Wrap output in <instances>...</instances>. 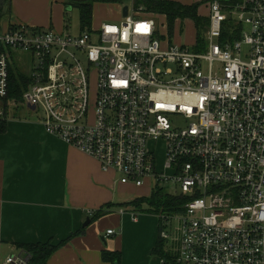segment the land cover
<instances>
[{"label": "built area", "instance_id": "1", "mask_svg": "<svg viewBox=\"0 0 264 264\" xmlns=\"http://www.w3.org/2000/svg\"><path fill=\"white\" fill-rule=\"evenodd\" d=\"M207 6L202 48L171 43L142 5L78 35L2 29L0 98L12 54H30L23 102L41 112L49 135L114 171L120 184L179 186L172 194L180 209L156 214L160 264H264V0ZM155 142L165 145V172ZM3 264L33 263L22 252Z\"/></svg>", "mask_w": 264, "mask_h": 264}, {"label": "crops", "instance_id": "2", "mask_svg": "<svg viewBox=\"0 0 264 264\" xmlns=\"http://www.w3.org/2000/svg\"><path fill=\"white\" fill-rule=\"evenodd\" d=\"M67 1L0 0V30L28 24L65 32L61 19L73 7ZM126 5L132 6L133 0L95 2L93 17L104 8L112 11L109 17L116 12L121 20ZM16 54H12V66ZM13 67L27 76L32 71ZM22 104L26 105L4 103L0 98V118L6 120V130L0 133V264L10 255L25 252L21 245L48 242L57 248L47 264H111L103 259L107 249L122 253L121 264H158L153 250L159 243V227L149 217L134 221L128 211L120 213L121 208L131 207L117 206L127 202L126 185L118 182V175L49 135L40 111L26 105V116L10 115V108ZM100 209L106 214L92 221L91 212ZM110 229L115 233L108 235Z\"/></svg>", "mask_w": 264, "mask_h": 264}, {"label": "trees", "instance_id": "3", "mask_svg": "<svg viewBox=\"0 0 264 264\" xmlns=\"http://www.w3.org/2000/svg\"><path fill=\"white\" fill-rule=\"evenodd\" d=\"M123 1L124 0H68L67 2L79 9L82 29H85L91 28L92 26L93 6L95 2L122 3ZM133 5L135 7L144 6L147 11L155 15L157 20H159L160 16L163 17L165 19L163 23L159 20L161 23L160 28L162 32L167 34L166 36H168L171 43H174L172 41V36L176 28H181L184 20L191 19L196 28L195 40L200 43V48L203 47L205 32L208 29L210 20L208 16L205 17L199 14L200 2L183 3L177 0H133ZM227 33V31H224L225 36ZM28 83L29 76L17 72L11 65L8 93L6 97L2 98V102L6 103L11 100L16 103H21L23 101V93L28 88ZM5 130L6 120L0 118V133ZM179 203H182L180 197L170 193L166 186L157 185L148 197H139L131 201L120 203L117 206L131 207L135 211L138 209L142 210L144 207V210L147 212L157 214L159 212L179 210L180 208L177 206ZM105 214L106 212L100 209L91 213V219L95 222ZM20 247L30 255V261L33 264H47L49 257L57 248V246L53 245L51 242L21 245ZM153 253L158 256L163 255V247L160 242L154 248ZM103 259L111 264H121L122 253L118 250L107 249L103 252Z\"/></svg>", "mask_w": 264, "mask_h": 264}, {"label": "rangeland", "instance_id": "4", "mask_svg": "<svg viewBox=\"0 0 264 264\" xmlns=\"http://www.w3.org/2000/svg\"><path fill=\"white\" fill-rule=\"evenodd\" d=\"M189 1V0H187ZM193 1V0H190ZM200 2V6H199V14H201L202 16H208L209 15V9L207 6V0H201ZM112 11L110 12V10H105L103 9H98L95 12V15L92 19V26L94 28H99L101 27V25L104 22H113V23H119V19L117 16V13L115 12L114 15L112 17H109V14H111ZM63 21V31L65 32H69L73 35H78L82 32V24L80 21V12L79 9L75 6L73 7H69L67 8V10H65V13L62 16ZM160 22L163 23V21L165 20L163 17L160 16L159 18ZM158 20V21H159ZM164 28V26H163ZM162 28V29H163ZM48 29V28H47ZM57 30V29H56ZM164 30V29H163ZM195 35H196V28L194 26V22L191 19H187L184 20L183 26H181V28H176L175 33L172 36V41L174 43H178L181 45H187L188 47H192L194 41L195 40ZM245 51L243 53L246 52L247 48H245ZM15 61L13 62V66L17 67V68H23L25 71H30L33 67V62H32V58L30 55L28 54H24V53H18L15 56ZM96 86V81L94 80L93 83V89H95ZM27 106L22 104L19 105V108L12 110V108H10V115L11 114H22L24 116H26V114L29 112L28 109L26 108ZM28 111V112H27ZM178 124L180 125H184V122L181 119H177L176 121ZM150 148H152L155 153H156V167L159 171L165 172L164 168H163V163H164V157H165V145L161 142H155L153 144H150ZM155 182H152V180L149 178L147 179L146 184L143 187H137L134 184H129L126 185L125 187V201H131L133 199L139 198V197H148L151 193L152 190L155 188ZM158 185L160 186H166L167 190L170 193H179L181 191V189L179 188V186H177L176 184L172 183V184H166V183H159ZM146 207V206H145ZM138 217H149L150 219H152L154 221V223L156 222L157 228L158 226V222H159V218L157 217L156 214H151L149 212H147L146 210H144V207L142 210L138 209L137 211H134ZM128 215H130V213H127ZM155 225V226H156ZM159 229H157V236L159 235ZM156 259V263L159 264V260L157 258Z\"/></svg>", "mask_w": 264, "mask_h": 264}, {"label": "water", "instance_id": "5", "mask_svg": "<svg viewBox=\"0 0 264 264\" xmlns=\"http://www.w3.org/2000/svg\"><path fill=\"white\" fill-rule=\"evenodd\" d=\"M128 9H129V6H127V5L124 6V8H123V16H127V14H128ZM89 223H90V219H88L84 225L86 226V225H88Z\"/></svg>", "mask_w": 264, "mask_h": 264}]
</instances>
